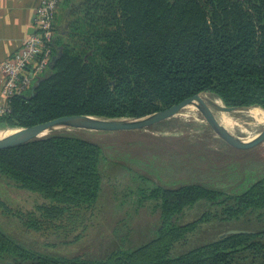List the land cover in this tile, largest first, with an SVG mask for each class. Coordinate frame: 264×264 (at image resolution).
Returning a JSON list of instances; mask_svg holds the SVG:
<instances>
[{
    "label": "trees",
    "instance_id": "trees-1",
    "mask_svg": "<svg viewBox=\"0 0 264 264\" xmlns=\"http://www.w3.org/2000/svg\"><path fill=\"white\" fill-rule=\"evenodd\" d=\"M60 5L55 65L10 97L11 111L0 114V126L29 127L65 115L141 118L197 93L218 99L223 108H264V0H61ZM107 154L103 144L66 127L0 149V176L54 202L45 207L46 216H62L72 205H96ZM149 197L158 200L160 222L146 240L125 234L103 255L69 257L29 244L0 224V261L264 264V174L240 192L199 182L157 183ZM202 202L198 218L178 220ZM213 220L257 227L188 247L199 226ZM28 224L40 229L39 221Z\"/></svg>",
    "mask_w": 264,
    "mask_h": 264
},
{
    "label": "rangeland",
    "instance_id": "rangeland-1",
    "mask_svg": "<svg viewBox=\"0 0 264 264\" xmlns=\"http://www.w3.org/2000/svg\"><path fill=\"white\" fill-rule=\"evenodd\" d=\"M209 102L218 120L233 134L252 137L264 131V123L254 114L262 107L226 112L218 99ZM20 128L0 126V138ZM65 129L59 127L43 136ZM77 131L103 144L109 156L103 164V191L92 208L72 205L70 212L48 217L45 207L54 202L0 176V224L27 243L64 256L103 255L121 241L117 237L125 234L136 242L152 237L160 222V210L158 200L149 194L157 183L173 186L199 182L240 192L264 174V142L247 147L228 142L213 128L198 103L149 127ZM204 209V202L188 207L178 220H194ZM31 221H39L40 229L29 225ZM252 227L257 226L249 222H205L188 247L223 237L231 229Z\"/></svg>",
    "mask_w": 264,
    "mask_h": 264
},
{
    "label": "water",
    "instance_id": "water-1",
    "mask_svg": "<svg viewBox=\"0 0 264 264\" xmlns=\"http://www.w3.org/2000/svg\"><path fill=\"white\" fill-rule=\"evenodd\" d=\"M57 60L54 56L50 66L53 67ZM202 93L189 96L182 101L167 107L158 112L141 118H96L88 115H65L60 116L48 121L37 123L29 127H22L14 133L0 138V149L16 146L26 143L30 140L43 136L47 132L59 127H75L82 129L92 130H124V129H137L152 126L158 122L169 119L170 117L178 114L185 107L193 103H198L205 113L206 117L212 124L213 128L228 142L238 146H252L257 143L264 142V131L252 136L241 137L233 134L227 127L222 125L213 112L210 102ZM226 111H232L234 108L224 107ZM251 232L247 229H231L227 232L230 233H248Z\"/></svg>",
    "mask_w": 264,
    "mask_h": 264
},
{
    "label": "built area",
    "instance_id": "built-area-1",
    "mask_svg": "<svg viewBox=\"0 0 264 264\" xmlns=\"http://www.w3.org/2000/svg\"><path fill=\"white\" fill-rule=\"evenodd\" d=\"M60 1L41 0L36 12L35 32L27 36L23 46L10 58L0 62V84L4 97L0 102V114L10 112V97L28 90L35 77L50 66Z\"/></svg>",
    "mask_w": 264,
    "mask_h": 264
},
{
    "label": "crops",
    "instance_id": "crops-1",
    "mask_svg": "<svg viewBox=\"0 0 264 264\" xmlns=\"http://www.w3.org/2000/svg\"><path fill=\"white\" fill-rule=\"evenodd\" d=\"M41 0H0V62L20 49L27 36L36 30V12ZM61 5L56 25L62 23ZM0 84V102L3 101Z\"/></svg>",
    "mask_w": 264,
    "mask_h": 264
},
{
    "label": "bare ground",
    "instance_id": "bare-ground-1",
    "mask_svg": "<svg viewBox=\"0 0 264 264\" xmlns=\"http://www.w3.org/2000/svg\"><path fill=\"white\" fill-rule=\"evenodd\" d=\"M217 105V104H214ZM263 111H261V110ZM227 112V111H226ZM254 114L256 115V118L259 120V122L264 123V109L263 108H257L254 111ZM228 117V116H227ZM230 121V120H229ZM230 123V122H229ZM264 149V148H263Z\"/></svg>",
    "mask_w": 264,
    "mask_h": 264
}]
</instances>
